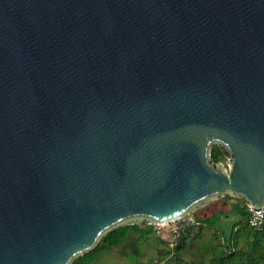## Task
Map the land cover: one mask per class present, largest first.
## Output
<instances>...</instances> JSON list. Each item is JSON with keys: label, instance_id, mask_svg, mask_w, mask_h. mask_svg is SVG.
Here are the masks:
<instances>
[{"label": "water", "instance_id": "obj_1", "mask_svg": "<svg viewBox=\"0 0 264 264\" xmlns=\"http://www.w3.org/2000/svg\"><path fill=\"white\" fill-rule=\"evenodd\" d=\"M222 196L264 205V0H0V264Z\"/></svg>", "mask_w": 264, "mask_h": 264}, {"label": "trees", "instance_id": "obj_2", "mask_svg": "<svg viewBox=\"0 0 264 264\" xmlns=\"http://www.w3.org/2000/svg\"><path fill=\"white\" fill-rule=\"evenodd\" d=\"M229 158L224 146L212 147V162H226ZM237 199L241 203L233 210L235 219L227 236L213 227L221 218L219 215L202 220L195 228H187L174 246H170L169 237L156 235L152 225L136 223L109 231L93 250L78 257L75 264H91L103 252L120 249L131 240L136 247L147 242L158 247V258L151 259L153 264H264V229L250 226L249 207L242 198Z\"/></svg>", "mask_w": 264, "mask_h": 264}, {"label": "rangeland", "instance_id": "obj_3", "mask_svg": "<svg viewBox=\"0 0 264 264\" xmlns=\"http://www.w3.org/2000/svg\"><path fill=\"white\" fill-rule=\"evenodd\" d=\"M224 200L227 202L225 205L222 204V201ZM211 202L216 204L214 210L215 214L221 217H219L220 219L214 223V229L216 228L225 236L229 235L231 232V222L235 219V216L232 215L233 210L236 205H240L241 199L222 196L214 198ZM165 234H168V232ZM165 236L168 237L167 235ZM157 250L158 247L153 245L152 242H147L140 247H136V243H132L131 240L128 245L123 246L120 249H111L103 252L91 264H153L151 259L158 258Z\"/></svg>", "mask_w": 264, "mask_h": 264}, {"label": "built area", "instance_id": "obj_4", "mask_svg": "<svg viewBox=\"0 0 264 264\" xmlns=\"http://www.w3.org/2000/svg\"><path fill=\"white\" fill-rule=\"evenodd\" d=\"M201 224V220L195 215V212L187 215L177 221L167 224H153V230L156 235H167L170 239V246H174L181 238L182 234L189 227H197ZM249 224L255 229H264V205L255 209L249 207ZM168 232V234H165Z\"/></svg>", "mask_w": 264, "mask_h": 264}, {"label": "crops", "instance_id": "obj_5", "mask_svg": "<svg viewBox=\"0 0 264 264\" xmlns=\"http://www.w3.org/2000/svg\"><path fill=\"white\" fill-rule=\"evenodd\" d=\"M227 202L222 201V204L225 205ZM216 204L214 202H210L209 204L199 208L195 211V215L198 217L199 220H207L211 218L212 216H215L214 210H215Z\"/></svg>", "mask_w": 264, "mask_h": 264}]
</instances>
